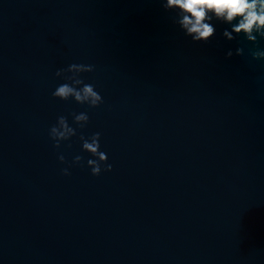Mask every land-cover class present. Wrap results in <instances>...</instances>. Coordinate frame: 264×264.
Here are the masks:
<instances>
[{
  "label": "water",
  "instance_id": "water-1",
  "mask_svg": "<svg viewBox=\"0 0 264 264\" xmlns=\"http://www.w3.org/2000/svg\"><path fill=\"white\" fill-rule=\"evenodd\" d=\"M162 2L0 0V264H264V60ZM73 63L98 107L52 96ZM59 116L77 134L54 148Z\"/></svg>",
  "mask_w": 264,
  "mask_h": 264
},
{
  "label": "clouds",
  "instance_id": "clouds-1",
  "mask_svg": "<svg viewBox=\"0 0 264 264\" xmlns=\"http://www.w3.org/2000/svg\"><path fill=\"white\" fill-rule=\"evenodd\" d=\"M161 6L165 11L178 9L179 19L175 22L193 42L207 41L214 35L216 31L214 26L207 22L213 16L229 23L235 21L231 32L224 31V37L233 40L235 37L232 33H242L244 39L254 45V50L250 51L252 59L264 60V49L258 46L260 40H264V0H165ZM243 51V48L238 47L236 54L242 55ZM232 55L230 50L226 52V57ZM93 67L73 63L66 69L57 70L55 75L63 77L66 82L57 86L52 96L61 101L71 98L77 104L87 105L89 108L98 107L103 103L102 96L95 90L93 84L84 83L80 77L81 73L93 71ZM88 120L86 112L73 114V123L81 129L87 125ZM76 134V128L68 124L65 116H59L56 124L49 129V138L53 141L54 148H59L61 141H67ZM100 135L99 132H95L87 138L83 135L79 137L82 151L94 157L87 160V167L93 176L99 175L101 171L112 170V165L107 163V154L100 151ZM57 159L65 163L63 155H58ZM81 160V156H76L73 163H79ZM61 172L63 175L70 174L67 167L61 169Z\"/></svg>",
  "mask_w": 264,
  "mask_h": 264
}]
</instances>
